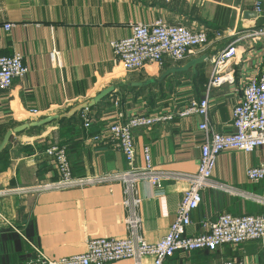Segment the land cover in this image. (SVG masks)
I'll list each match as a JSON object with an SVG mask.
<instances>
[{
	"label": "crops",
	"instance_id": "0c3cea01",
	"mask_svg": "<svg viewBox=\"0 0 264 264\" xmlns=\"http://www.w3.org/2000/svg\"><path fill=\"white\" fill-rule=\"evenodd\" d=\"M260 8V13L255 11ZM183 25L207 32L208 44L192 51L180 65L162 71H123L109 43L127 37L131 25L155 21ZM9 25L8 31L4 26ZM264 29V0H0V56L20 53L28 73L0 92V142L9 130L42 118L62 115L89 103L99 93L113 91L71 119L14 135L0 154V190L30 187L56 180L52 161L44 150L65 147L72 174L79 178L103 177L126 170L122 154L105 139L106 128L121 113L124 118L154 113L172 114L189 100L209 101L208 123L219 134L233 132L231 112L246 83L264 71V38L237 46L241 56L233 70V83L208 87L212 60L235 39V33ZM206 56L190 69L159 82L162 73ZM153 80L142 87L136 84ZM30 110L39 112L34 118ZM201 119H185L133 131L136 165L144 166L142 149L150 150L155 171L193 174L199 166L203 133ZM95 136L103 141L95 142ZM264 165V147L251 154L227 150L219 156L213 178L242 191L264 197V181L251 182L246 170ZM184 181L167 180L160 188L148 181L131 189L121 181H103L65 190L11 194L0 198V264H25L35 257V247L55 260L83 252L85 242L96 238L141 237L155 243L173 222ZM264 208L213 191L201 193L199 207L191 213L187 235L204 232V220L221 214H260ZM239 259L244 264H264V249L248 242L214 252L175 253L164 264H222ZM113 264H131L119 261ZM144 264H152L145 259Z\"/></svg>",
	"mask_w": 264,
	"mask_h": 264
},
{
	"label": "built area",
	"instance_id": "2783aa9c",
	"mask_svg": "<svg viewBox=\"0 0 264 264\" xmlns=\"http://www.w3.org/2000/svg\"><path fill=\"white\" fill-rule=\"evenodd\" d=\"M255 11L259 14L260 8ZM8 31L10 26L5 25ZM131 33L122 39L112 41L109 47L119 67L125 72H137L146 69L162 71L164 66L180 65L192 51L202 50L208 44L207 32L203 29L187 28L183 25H171L155 21L151 25L135 24ZM236 39L219 51L212 60V73L208 87H220L233 83L232 67L236 66L241 49L238 42L244 41L252 46L264 38V29H255L246 33H235ZM28 70L20 53L0 56V92L7 91L14 80L22 79ZM209 101L191 99L186 106L172 114L154 113L150 115L124 118L121 113L106 128L105 139L123 156L126 170L109 176L79 178L72 174L65 147L52 145L44 150V156L53 162L57 178L53 182L36 183L30 187H15L0 190V198L11 194H33L52 190H65L94 185L103 181H121L129 189L140 181H148L153 187L160 188L167 180L184 181L187 189L183 192L176 215L168 233L155 243H149L141 237L96 238L85 242L83 252L69 257L51 260L35 247V257L25 264H113L128 261L131 264H144L150 259L152 264H164L175 253L195 251L214 252L220 246L235 248L248 242H255L264 249V212L260 214L231 215L221 214L215 220H204V232L198 236L187 235L191 224V213L201 203L203 191H213L229 197L250 201L264 208V197L251 194L234 186L216 181L213 178L217 160L221 153L234 150L251 154L264 147V71L251 78L242 90L238 103L231 112L233 132L219 134L211 130L208 123ZM87 110L81 113L85 127ZM34 118L39 112L30 110ZM197 116L201 119L198 129L203 133L200 148L199 166L193 174L157 172L151 164L150 150L143 147L144 166L136 165V149L133 131L150 129L155 125L166 124L174 119ZM103 141L101 136L92 138ZM247 180L258 183L264 181V165L246 170ZM222 264H244L239 259H226Z\"/></svg>",
	"mask_w": 264,
	"mask_h": 264
},
{
	"label": "water",
	"instance_id": "95a60500",
	"mask_svg": "<svg viewBox=\"0 0 264 264\" xmlns=\"http://www.w3.org/2000/svg\"><path fill=\"white\" fill-rule=\"evenodd\" d=\"M206 60H207V57L202 56L199 59L189 61L188 63H186L183 66H178V67H173L171 69H168L162 73V75L160 76L159 82L167 79L168 77L179 74L181 72H185V71L190 70V69L194 70V69H196L197 66L201 65ZM153 83H154V81L151 80V81H148L146 83L136 84L135 87L138 88V87H142V86H146V85H151ZM112 91H113V88L110 87L107 90L99 93L89 103L77 105V106L71 108L65 114L45 117V118H42L38 121H34V122L26 123V124H21V125L13 128V129H11V130H9L8 132L5 133L2 141L0 142V154H2L7 149L9 142L14 135H19V134H22V133L29 131V130L39 129L41 127L50 125L52 122H56L59 120L71 119L72 117H75L77 114H80L83 111L88 110V109L94 107L95 105L99 104Z\"/></svg>",
	"mask_w": 264,
	"mask_h": 264
}]
</instances>
